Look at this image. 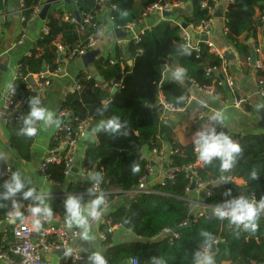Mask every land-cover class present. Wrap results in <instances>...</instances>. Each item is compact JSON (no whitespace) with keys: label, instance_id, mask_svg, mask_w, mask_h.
Here are the masks:
<instances>
[{"label":"trees","instance_id":"16d2710c","mask_svg":"<svg viewBox=\"0 0 264 264\" xmlns=\"http://www.w3.org/2000/svg\"><path fill=\"white\" fill-rule=\"evenodd\" d=\"M173 1L176 0H111V6L115 7V10L111 11L112 24L115 28L139 24L150 7ZM177 1L189 3L191 6L190 16L183 18L182 27L184 24L196 27L202 21L212 18L209 9L217 8L224 0ZM226 1L228 7L224 16L227 40L233 45L238 57H245L248 61L252 56L251 45L255 48L259 46L258 33L264 29V24L256 16V12L264 9V0ZM0 2L3 3L4 14L8 0ZM41 2L26 0L25 16H29L32 9L38 7ZM61 5H54L48 13L46 25L49 34L37 39L30 54L18 61L22 77L14 81V94L16 98L25 96L22 117L29 111V98L38 96L31 90L30 78L43 72L46 67L51 72L60 68L56 44L75 49L86 44L90 37L96 36L101 27L100 24L99 28L84 26L85 30L82 32L79 23L63 20L65 12ZM75 7L76 10L70 11L73 14L76 11L96 13L101 6L100 0H76ZM125 10L127 16L121 17L120 13ZM181 34L182 29L166 19L145 30L137 39H130L126 50L117 46L114 58H96L93 67L97 77L88 79V73L81 71L77 81L82 85V91L69 94L59 106V112L68 111L82 121L93 118L94 123L101 118L118 117L126 124L120 134L98 131L96 141L87 143L83 159L84 168L92 174H102L100 186L110 192L105 195L106 198L113 199L115 195L129 197L128 202H123L110 212V217L113 224H120L135 239L129 243L114 245V235L108 234V227L100 226V231L107 235L106 241L103 242V255L108 264H131L133 259H137L138 264H152L153 257L162 259L164 264H193V252L205 244V238L200 233L206 231L212 234V241L218 240L216 252L212 254L216 264H264V216L259 215L255 231L249 232L230 224L227 219L220 220L211 214V209L225 199L244 195L249 199L258 200L264 196V130L258 133L228 134L243 149L230 171L221 173L219 160H214L208 165L200 162L198 174L210 187V195L202 202L210 209L203 216L200 212H192L193 202L187 193L191 188V181L184 172L176 173L174 180L160 183L153 194L133 193L140 179L146 174L148 162L142 156L143 148L162 149L167 143L170 149V168H181L199 162L193 145L179 143L173 133L174 125L163 121L160 111L153 109L159 105L160 95L175 106H185L189 99L186 84L164 77L163 68L166 63L175 62V58L179 57V66L186 69V78L194 82L197 88H214L221 96L228 93L226 86L220 85L223 81L221 73L224 61L204 43L199 45L198 50H182ZM210 70L212 72L208 74ZM256 78L259 85L264 82V65L256 71ZM115 88L117 91L113 93ZM181 96L184 99L178 102L177 98ZM103 105H107V111L101 116L97 109ZM22 117L7 127L18 157L30 160L33 136L18 134ZM221 130L224 131L223 127L217 126V131ZM125 131L127 135L123 134ZM133 164L139 166L136 173L131 171ZM253 170L258 173L256 180L251 179ZM46 176L52 183H64V166L49 165ZM222 176L233 181L222 182ZM238 180L241 182L238 183ZM3 182L1 179V185ZM90 185L91 183L86 182L83 191L86 192ZM78 186H70L69 192L78 190ZM228 189H231V197L223 195ZM64 200L55 198L51 201V215L61 218L65 216ZM0 203L6 205L0 208V220H4L7 218L10 202ZM25 218L24 213L23 220ZM179 227L183 229L178 238H172L173 236L167 233ZM79 264H88L87 256H84V261Z\"/></svg>","mask_w":264,"mask_h":264},{"label":"crops","instance_id":"0c3cea01","mask_svg":"<svg viewBox=\"0 0 264 264\" xmlns=\"http://www.w3.org/2000/svg\"><path fill=\"white\" fill-rule=\"evenodd\" d=\"M20 2L21 0H8L7 10L4 13V19L2 20L0 28V106L2 103V96L8 89L9 84L15 79L19 59L30 54L31 49L38 39L39 31L46 21L37 19L33 24L29 25L25 43L17 45L20 28L22 26L21 14L19 11ZM61 7L65 12L76 10V7L69 3L62 4ZM227 7L228 1L226 0L217 5L216 11L213 15L212 30L209 41L213 43L218 53H229L234 56V58L231 57L227 59L225 71H222L223 73H221L222 78H224V74H228L233 79L234 87L232 89L227 88L228 93L226 96H221L220 99H217L213 96L202 93L196 86L192 85L191 87H188L189 107L185 112L174 114L163 110L161 107L162 112H160V114L162 120L165 122H171L174 125L173 133L175 139L183 145L192 144L193 134L199 130L203 124H207L205 122L198 123L197 125L191 124V120L201 112H206V114L210 116L216 112H220L224 118L222 122L223 129L227 130L228 134L258 133L264 130L260 126L262 121L261 113L264 111V99L259 93L260 86L257 82L256 72L253 69L252 64H249L245 57H238L233 45L227 40L224 32L226 26L224 15ZM218 10H220L222 14V17L220 18L215 17ZM110 12L111 11L108 8H105V13H103L102 16L103 31L99 37L96 50L101 52L102 57L111 56L114 58L117 46H122L124 47L123 49L126 50V44L130 39H137L145 30L157 26L159 23L166 21V19H172L175 22L183 24V18L190 16L191 6L189 3L183 4L182 7L175 9V16L170 18L157 13L151 14L143 19L138 26L127 32L131 33L130 36H123L122 34L117 35L112 22L109 21ZM256 16L258 17V12H256ZM104 17L107 18V23H104ZM186 31L191 35L192 45L197 46L202 38L195 33L190 26L186 28ZM249 42L252 43V41ZM258 43L262 46V53L258 58L264 60V29H261L258 33ZM255 49V46L251 45L252 53L255 52ZM128 63L130 65L132 64L131 61H128ZM177 66H179L177 61L167 62L165 65L164 77L171 79V72ZM81 71L88 73V75H92L93 77H97L93 64L85 67L81 58L74 59L60 65V71L58 75L52 78L51 86L42 93L40 97L42 106L52 111L56 118L59 116V106L61 102L70 94V90L77 82V76ZM186 79L185 74L183 78L184 84ZM160 97H162V95H160ZM238 99H242L244 103L239 108H235L233 103ZM201 100L207 102L206 107L200 106L199 102ZM100 120H97L94 123L92 122L90 127H93L92 131H90L89 128L87 137L80 144L79 155L77 157V168L74 170L73 174L67 177L65 182L61 184L50 183L43 177L40 171L42 160L52 148L56 128L55 125L46 127L42 121H37V132L33 136V143L30 147L31 159L23 160L18 157L14 145L11 143L8 127L0 119V153L4 154L5 160L13 166L15 171L19 172L22 177L28 181V187L34 188L36 189V192L42 193L49 204L55 198L66 199L68 195L83 196L84 202H87L91 198H88V193L83 191L85 181L81 176V169L83 167V159L87 143L95 142L96 134L100 131L97 127ZM163 148L165 151L167 149L170 150L167 143L163 145ZM141 152L143 158L154 167V173L150 176L147 182V187L151 190H155L156 186L160 184L161 180L166 175L168 167L166 162H169V156L166 158V162L160 164L149 148H143L141 149ZM237 182L240 183L241 181L238 180ZM74 184L79 185L78 190L69 192L70 186ZM188 194L193 203H195V200L202 199L203 201L204 199L203 196H201L202 193L195 189L190 190ZM125 198L126 197L115 195L113 199H110L107 212L110 213L117 209L124 202ZM196 203L198 204V202ZM201 203L202 202H200V204ZM194 213L195 212H193V214ZM61 220L63 225L67 227L65 224V216L61 218ZM71 229H77L79 232L81 231L76 226H73ZM99 233V228L89 227L91 239L83 240L80 237L77 242L70 245L68 248L77 251L82 256H88L93 251H99L101 254H104L105 247L100 240ZM113 235L114 245L129 243L135 239L129 231L124 230L123 228L115 231ZM0 264L5 263L0 261Z\"/></svg>","mask_w":264,"mask_h":264},{"label":"built area","instance_id":"2783aa9c","mask_svg":"<svg viewBox=\"0 0 264 264\" xmlns=\"http://www.w3.org/2000/svg\"><path fill=\"white\" fill-rule=\"evenodd\" d=\"M41 1L42 2L38 7L32 9L29 16H25V12L27 11L26 0H21L19 11L21 14L22 26L20 28L17 45H22L25 43L27 39L28 26L33 24L37 19H40L39 14L46 0H41ZM66 3L75 6L76 0H69V2H67L66 0H61L60 2V4L63 5ZM110 3L111 0H100L101 7L96 13L78 12L80 21L77 20L75 14L64 11L65 13L63 16V20L69 23H79L80 30L82 32L85 30L84 26H92L94 28L97 27L99 28V24H100L101 27L96 36L90 37V39L86 44L81 45L75 49H70L68 47H65L64 45L56 44V54L58 55L59 58L58 62H60V64L81 58L88 52L96 50L99 42V37L101 36L103 31L102 16L103 13H105V8H107L106 5L107 4L110 5V8H108L110 11L115 10V7L111 6ZM182 5L183 3L179 1H175L173 3H165L163 5H153L144 13L143 19L154 13L163 16L164 13L175 12V9L182 7ZM209 10L211 14L214 15L216 8L214 9L210 8ZM258 18L261 21V23L264 24V9L262 11H258ZM3 19H4V14L2 13V11H0V28ZM169 20L176 23L182 29V34H181L183 38V44L181 45L182 50L184 51L189 49L198 50L199 45L201 43H204L212 50V52H214L224 61L223 71H225V67L227 63L225 54L218 53L213 43L209 41V37L211 35V30H212L213 17L202 21L196 27H192L193 31L202 38L201 42L197 46L192 45L191 35L186 30L183 29L181 23L175 22L172 19ZM109 21L110 22L113 21L111 12L109 15ZM138 25L139 24H129L122 28L114 27V29L115 31L120 30L124 33H127L129 30H132ZM224 32L225 34H227L226 26ZM48 34H49V28L46 25V21H45L43 27L39 31L38 39L42 36H47ZM204 38H208L207 41H205ZM261 53H262V46L259 43V46L255 49L254 52L255 61H254V65H252L255 72L259 69H262L264 65V60L258 58L259 55H261ZM252 60L253 58L251 56V58L248 60V63L251 64ZM59 71L60 68L55 72H51L49 68L46 67V69H44L43 72L32 77L33 78L32 82L30 81L31 90L35 91L40 98L42 93L51 86L52 78L58 75ZM211 72H212L211 70L208 71V74ZM21 77L22 74L19 70V67L17 66L15 79L9 84L8 89L6 90L5 94L2 96V103L0 106V119L4 124H6V126L13 121H18L22 117V108L24 106L25 96L16 98V95L12 91V89L14 88V81ZM87 78L91 79L93 78V76L88 75ZM192 84L196 86L194 82H192ZM220 85H225L226 88L232 89L234 87V81L228 74H224L223 81ZM259 86H260V92H259L260 96L264 99V82L261 83V85ZM82 88H83L82 85L77 81L75 85L71 88L70 94L80 93L82 91ZM198 89L206 95L213 96L217 99L221 98V95L218 94L214 88H205V89L198 88ZM243 103L244 101L242 99H238L234 101L233 106L235 108H239ZM159 104L161 105L163 110L174 114L183 113L189 107V102H187L185 106H175L167 102L163 97H160ZM208 117H210V115L206 114V112H201L191 120V124L197 125L198 123L201 122L208 123ZM58 119L60 121V126L55 128V134L53 137L54 146L52 144V148L46 154L40 165V171L43 177L47 181L49 180H48V176H46V170L49 165L64 166V175L66 176V178L73 174L74 170L77 168V157L79 155L80 144L87 137L89 128L91 127L93 122V118L82 121L77 117H73L72 114L68 111L59 112ZM218 126L223 127L222 124ZM35 127L37 128V122L35 124ZM151 151L160 164L166 162L168 153L165 151L164 148L162 149L154 148ZM199 163L200 161L195 164H191L181 168H170L169 167L170 162H166L168 166L166 175L164 176V178L161 180L160 183H164L167 180H174L176 173L184 172L189 177L191 181V185L192 184L194 185L195 187L194 189L202 193L205 199L210 195L209 194L210 192L207 183L204 182L198 174L197 168L199 167ZM13 171H15L13 166L10 163H8L5 160V158L3 160H0V181L1 179L6 180ZM153 173H154V167L148 162V165L146 167V174L140 179L137 188L135 189V191H133L134 194L149 195L155 193V190H151L150 188L147 187V182ZM92 175L93 174L90 171L82 167L81 176L84 178L85 183L86 182H89L91 184L94 183L91 180ZM227 181H233V180L228 179ZM189 191L190 189L187 190V193ZM99 192H103L104 195L110 194V192L103 190L100 185L98 188V193ZM17 199L21 200L22 202V210L23 213L26 214V218L21 222L17 220V222L12 225L7 218L4 220H0V261L4 262L5 264H65V263L79 264L80 262L84 261V256H82L75 250H73L72 256L65 255V249H68L70 245L77 242V240H79L81 237L80 232L77 229H69L65 227L59 216L50 215L48 217L40 218V227L37 230L34 227V220L36 218L33 217L28 211L33 201L30 200L24 201L22 195H18ZM45 203L49 205L51 208V205L46 200V198H45ZM109 203H110V198H106L105 204L102 206L104 211L101 218L99 220H90L89 227L100 228V226H106L108 227L107 230L108 234H113L115 231L119 230L122 227L120 224L112 223L110 213L107 212ZM201 207L202 210L200 211V215L203 216L206 214L207 211H209L210 208L208 206H205L204 204H202ZM260 216H264V213L260 214ZM167 233L171 234V236H173L172 238H178V234H175L174 231ZM99 237L102 242H105L107 235L100 231ZM217 244H218V240L211 242V248H210L211 254H213L212 248L215 247L216 249ZM62 249L64 250V252L61 255H58V252L61 251ZM130 263L138 264V260L133 259L130 261Z\"/></svg>","mask_w":264,"mask_h":264},{"label":"clouds","instance_id":"9594fccd","mask_svg":"<svg viewBox=\"0 0 264 264\" xmlns=\"http://www.w3.org/2000/svg\"><path fill=\"white\" fill-rule=\"evenodd\" d=\"M127 11L120 13L121 17L127 16ZM186 74V69L182 66H177L171 72L172 81L183 82ZM15 92V89H12ZM183 96L178 97V102L183 101ZM29 111L22 117V126L18 134L25 136H34L37 132L35 124L37 121H42L44 126L50 127L55 125L60 126V121L56 118L52 111L42 106L39 96L29 98ZM200 106L206 107L207 102L201 100ZM259 107V106H258ZM107 111V105H103L97 109L101 116ZM223 115L216 112L208 117V123L203 124L192 136V145L197 158L202 164H211L214 160H219V170L221 173L230 171L237 162L238 157L242 154V146L234 141L223 130L217 131V126L222 124ZM102 132L111 134H120L122 129L126 128V124L122 123L118 117H110L101 119L97 126ZM127 135L125 131L123 133ZM5 158L4 154L0 153V160ZM131 171L136 173L139 171V166L133 164ZM258 173L253 170L251 179L256 180ZM222 182H228L223 176L220 178ZM94 182L91 187L87 188L86 192L90 197L89 201L84 202L83 196L68 195L64 200L63 206L65 209V224L68 228L76 226L79 228L81 239L90 240L89 222L90 220H99L103 214V205L106 197L103 192L98 193V188L103 180L100 172L91 176ZM0 201H9L10 209L6 213L10 223L15 224L17 220H23L22 202L17 199L18 195H22L24 201H33L28 211L35 217L34 227L38 230L40 227V218L48 217L52 214V209L45 203V198L42 193H37L36 189L28 187V181L21 177L17 171L11 172V175L4 180L0 185ZM210 194V193H209ZM223 195L231 197V189L226 190ZM4 203H0V208L5 207ZM261 213H264V196L260 199H249L244 195L225 199L222 203L216 204L211 209V214L217 219H227L230 224L242 227L245 231H255L256 221ZM205 238V244L193 252V264H215V258L210 252L211 242L214 239L212 234L206 231L200 233ZM71 248L65 249L66 256H72ZM78 258V257H77ZM88 264H108L105 256L99 251H93L87 256ZM152 264H164V261L158 257L152 258Z\"/></svg>","mask_w":264,"mask_h":264},{"label":"water","instance_id":"95a60500","mask_svg":"<svg viewBox=\"0 0 264 264\" xmlns=\"http://www.w3.org/2000/svg\"><path fill=\"white\" fill-rule=\"evenodd\" d=\"M66 1L69 2V0H66ZM60 2H61V0H46L45 4L42 7V9L40 11V14H39L40 20L45 21L47 19L48 13L51 10V8L54 5L60 4ZM106 7L107 8H110V5L107 4ZM3 10H4L3 3L0 2V11H3ZM75 15H76L77 20L80 21V17H79L78 11L75 12ZM163 15H164V17L170 18V17H174L175 16V13L174 12H167V13H164ZM215 17H218V18L222 17V14H221V11L220 10H218L216 12ZM103 20H104V23H107L108 22V20H107L106 17H104ZM187 27L188 26L186 24H184L183 29L186 30ZM115 32L117 33V35H120V34H122L123 36L124 35L125 36H130L131 35V33H124V32H122L120 30H116ZM207 39L208 38H204L205 41H207ZM100 56H101V52H99L97 50H94V51L88 52L87 54H85L84 56H82L81 57V60H82V62L84 64V66L85 67H88L89 65L93 64V62L95 61L96 58H98ZM225 57H226V59L231 58V57L234 58V56L230 55L229 53H225ZM252 58H253V60H252V63L251 64L254 65V61H255V55H254V53H252ZM175 60L178 62L179 61V57H176ZM0 69H1V64H0ZM164 71H165V68H163V72ZM30 81L32 82V77L30 78ZM185 84L188 87H191L193 85L192 82L190 80H188V79L185 80ZM116 91H117L116 88L113 89V93L116 92ZM153 109H154V111H160V112H162L161 111V105L160 104L157 105V106H155ZM261 116H262V121H261L260 126H261V128L264 129V111L261 113ZM57 118H58V116H57ZM92 128H90V131H92ZM224 132H226L228 134L227 130H224ZM166 152L169 153V150L167 149ZM194 188L195 187L192 184L190 190H194ZM209 188L210 187L208 186V189ZM128 201H129V197H126L125 200H124V202H128ZM11 225H12V223H11ZM182 229H183V227H179V228H177V229L174 230V233L175 234H179ZM248 231L250 232V230H248ZM63 252H64V250L62 249L61 251L58 252V255H61ZM215 252H216V249H215V247H213L212 248V253H215Z\"/></svg>","mask_w":264,"mask_h":264},{"label":"rangeland","instance_id":"374dc122","mask_svg":"<svg viewBox=\"0 0 264 264\" xmlns=\"http://www.w3.org/2000/svg\"><path fill=\"white\" fill-rule=\"evenodd\" d=\"M201 196H203V195H201ZM201 198V197H200ZM203 198H204V196H203ZM197 199V198H196ZM204 200V199H203ZM193 202V201H192ZM196 202H198V204L196 203ZM200 202H203L202 201V199H199V200H195V203H193L192 205H193V208H192V211L193 212H195V214L196 213H198V212H200L202 209V207L200 206L201 204H200Z\"/></svg>","mask_w":264,"mask_h":264}]
</instances>
